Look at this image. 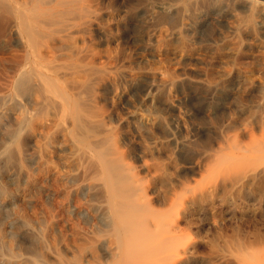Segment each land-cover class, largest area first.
I'll list each match as a JSON object with an SVG mask.
<instances>
[{"label":"rangeland","instance_id":"obj_1","mask_svg":"<svg viewBox=\"0 0 264 264\" xmlns=\"http://www.w3.org/2000/svg\"><path fill=\"white\" fill-rule=\"evenodd\" d=\"M42 1L0 0V264H115L111 179L191 264H253L264 0Z\"/></svg>","mask_w":264,"mask_h":264},{"label":"bare ground","instance_id":"obj_2","mask_svg":"<svg viewBox=\"0 0 264 264\" xmlns=\"http://www.w3.org/2000/svg\"><path fill=\"white\" fill-rule=\"evenodd\" d=\"M31 1V0H30ZM42 1V0H41ZM45 1V0H44ZM29 2V1H28ZM28 2H27V4H28ZM43 2V1H42ZM58 2V1H57ZM40 3V2H39ZM47 3V2H46ZM68 3V2H67ZM25 4V3H24ZM26 4V5H27ZM32 4H34V3H32ZM31 4V5H32ZM45 4V3H44ZM57 4V3H56ZM64 4V3H63ZM43 5V4H42ZM3 6V5H2ZM6 6V5H5ZM35 6V5H34ZM1 8V7H0ZM3 8H5V7H3ZM7 8V7H6ZM170 8V7H169ZM18 9V8H17ZM16 9V10H17ZM28 9V8H27ZM261 9V8H260ZM4 10V9H3ZM3 10H2V12H3ZM6 10V9H5ZM8 10L9 9H7V12H8ZM31 10V9H30ZM19 11V10H18ZM25 11H26V9H25ZM28 11V10H27ZM20 12V11H19ZM18 12V13H19ZM31 12V11H30ZM34 12H35V10H34ZM165 12V11H164ZM21 13V12H20ZM23 13V12H22ZM53 13V12H52ZM61 13V12H60ZM59 13V14H60ZM8 14H10V13H8ZM29 14V13H28ZM11 15V14H10ZM25 15V14H24ZM30 15V14H29ZM32 15V14H31ZM1 16V15H0ZM20 16V15H19ZM33 16V15H32ZM31 16V17H32ZM21 17H23V16H21ZM30 17V16H29ZM4 18H6V17H4ZM10 18V17H9ZM26 19V18H25ZM19 20V19H18ZM21 21V20H20ZM53 22V21H52ZM11 23V22H10ZM13 23V22H12ZM19 23V22H18ZM47 23V22H46ZM54 23V22H53ZM5 24V23H4ZM14 26V25H13ZM12 26V27H13ZM25 27V26H24ZM33 29V28H32ZM52 30V29H51ZM50 30V31H51ZM2 31V30H1ZM54 31V30H53ZM62 31V30H61ZM38 32V31H37ZM59 32V31H58ZM32 33H35L36 34V32H32ZM41 33V32H40ZM33 35V34H32ZM37 35H40L39 33L37 34ZM37 37V36H36ZM38 37H40V36H38ZM43 38H44V36H43ZM46 38V37H45ZM33 40L35 39L34 37L32 38ZM33 40H30V41H33ZM59 40V39H58ZM61 40V39H60ZM59 40V41H60ZM34 41H36V40H34ZM37 42V41H36ZM64 42V41H63ZM34 43V42H33ZM33 43H31V44H33ZM31 44H30V46H31ZM36 44V43H35ZM60 46H62V45H60ZM40 47H41V45H40ZM44 47V46H43ZM34 48H35V46H34ZM38 48H36V50H37ZM30 50H32V49H30ZM34 50V49H33ZM49 50H51V48L49 49ZM53 50V49H52ZM34 51H32V53H33ZM37 52V51H36ZM39 52H41V51H39ZM52 52V51H51ZM33 54H35V53H33ZM43 54V53H42ZM52 54V53H51ZM37 55L39 56V54H38V52H37ZM37 55L35 56V57H37ZM33 56V55H32ZM41 57V56H40ZM38 58V57H37ZM42 58V57H41ZM40 59V58H39ZM33 74V73H32ZM22 80H24V79H22ZM28 80V79H27ZM31 80V79H30ZM33 80V79H32ZM42 80V79H41ZM40 81V80H39ZM46 82L45 83H47V80H45ZM27 82V81H26ZM42 82V81H41ZM49 82V81H48ZM34 84V83H33ZM2 88V87H1ZM40 89V88H39ZM163 91V90H162ZM52 101V100H51ZM51 108H52V106H51ZM61 129H63V128H61ZM0 138H2L1 136H0ZM252 139V138H251ZM256 139V138H255ZM262 139H264V138H262ZM262 139H258V140H261V143L262 142H264V141H262ZM251 141V140H250ZM255 141H257V140H255ZM258 142V141H257ZM260 142H259V144H261ZM228 144V143H227ZM247 144V143H246ZM228 147V146H227ZM226 149V148H225ZM247 150H250L251 151V157H250V154H248V156L249 157H247V156H245V157H247L246 159H243L242 161L244 162V160L246 161V165L247 164H249L250 162H251V164H249L246 168H245V170H244V172H243V174H241V176L240 175H238L239 177L238 178H236L237 177V174H238V172H234L233 174H235L236 175V180L237 181H240V183L242 182V184H243V182H244V185H245V182H254V181H256V180H258V182L259 181H261V180H259V179H261L262 177H264V146H262V147H260L258 144H252L250 147H248V149ZM234 150H232V152H233ZM229 152V151H228ZM239 153H240V151H239ZM238 153V154H239ZM233 154H235L234 152H233ZM236 155H237V151H236ZM228 157V156H227ZM226 157V158H227ZM242 157H243V155H242ZM241 157V158H242ZM232 159L234 158V157H231ZM231 158H227V160L229 161ZM236 158V157H235ZM234 158V159H235ZM238 158V157H237ZM232 159L230 160V161H232ZM225 160V159H224ZM227 161V162H228ZM229 161V162H230ZM227 162H225V163H227ZM218 163V162H217ZM236 163H237V161H236ZM230 164V163H229ZM233 164V163H232ZM238 164H239V162H238ZM237 164V165H238ZM241 164V163H240ZM240 164H239V166H240ZM227 166H229V165H227ZM232 166V165H231ZM234 166H235V164H234ZM239 166H237V167H239ZM245 166V165H244ZM232 168H234V167H232ZM241 168H242V166H241ZM224 169V168H223ZM227 169V168H226ZM239 169H240V167H239ZM220 170V169H219ZM230 170H232V169H230ZM229 170V171H230ZM234 170V169H233ZM237 170V169H236ZM242 170V169H241ZM13 173V172H12ZM237 173V174H236ZM227 174V176H228V173H226ZM232 174V173H231ZM230 174V175H231ZM16 175V174H15ZM22 175H24V174H22ZM20 176V175H19ZM226 176V177H227ZM231 177V179H230V181H232L233 180V178L232 177H234L233 175H231L230 176ZM25 178V177H24ZM112 180V182L114 183V179H111ZM114 180V181H113ZM262 181H264V180H262ZM261 181V182H262ZM13 182V181H12ZM226 182V181H225ZM235 180H234V184H235ZM112 183V186H110V190H109V194L110 195H108V196H110L111 198H110V203H111V208H112V212H113V215H114V217H115V222H114V225H115V228H116V230H117V232L119 233V241L116 243V245L114 244V247L116 246V249H117V253L115 254V255H117L118 254V259H117V261H116V263L115 264H191V259H190V257H189V254L191 253L192 254V252H194V251H192V252H190L189 251V249H186V248H183L180 244H179V240L176 242V239L175 238H177L178 239V237H176L175 235V237H173V241H175L174 243H173V241H171V236H169L168 238L170 239V243H171V245H169V242H167L168 243V246H164V245H167V243H164V242H166V239H168L167 237H165V238H162V236L163 235H165V230L167 229V227H169V226H167V227H165V225H164V227L166 228H162L161 226H160V222H159V220H155V217H158V216H154L155 215V213H152V212H150V210L149 211H147V209H145V207H144V209L146 210L145 212L141 209V208H143V207H140V205H138V198L135 196L136 194H134V192H130V191H126V188H125V190L124 189H122L121 187H117L118 185L116 184V183H114L113 184ZM232 183V182H231ZM229 184V183H228ZM239 184V183H238ZM247 184V186H248V183H246ZM114 185H116V186H114ZM225 185H226V183H225ZM232 185H233V183H232ZM241 184H239V186H240ZM251 184H249V186H250ZM255 185V184H254ZM120 186V185H119ZM132 186V185H131ZM235 186V185H234ZM243 186V185H242ZM241 186V187H242ZM134 187V186H133ZM138 187V186H137ZM231 187V186H230ZM245 187V186H244ZM252 188H253V186H251ZM250 187V188H251ZM256 187V186H255ZM132 188V187H131ZM257 188V187H256ZM255 188V189H256ZM259 188V187H258ZM262 188V187H261ZM261 188H259L260 190H261ZM122 189V190H121ZM134 189H136V187L134 188ZM240 189H242V188H240ZM244 189H246V188H243V190ZM248 190H250L249 188H247ZM246 191V190H245ZM258 191V190H257ZM253 192V191H252ZM255 192V191H254ZM245 193V192H244ZM246 193H248V191L246 192ZM245 193V194H246ZM250 194V193H249ZM249 194H248V196H249ZM253 194V193H252ZM262 194H264V193H262ZM141 199H143V198H141ZM177 200V199H176ZM175 200V201H176ZM173 202H174V200H173ZM172 202V203H173ZM176 203V202H175ZM108 205H109V202H108ZM144 205V204H143ZM146 205V204H145ZM171 206H173V204H171ZM170 206V207H171ZM254 207V206H253ZM146 208H147V205H146ZM141 209V210H140ZM171 209H174V210H176L177 209V207H176V209H175V207L173 208H171ZM172 213V212H171ZM176 214H177V211L175 212ZM112 215V214H111ZM173 215H174V213H173ZM172 216V215H171ZM161 218V217H160ZM173 218V217H172ZM159 219V218H158ZM175 219V218H174ZM114 220V219H113ZM161 220V219H160ZM170 223H172V219L170 218ZM177 220V219H176ZM162 221H163V219H162ZM149 223V224H151V225H153V228L151 229V230H149V229H145V231L146 232H144V233H142V231L140 230L141 228H142V230H144L143 229V227L145 226L144 225V223ZM168 222V221H167ZM166 222V223H167ZM163 224H164V221L162 222ZM161 223V225H163ZM144 225V226H143ZM167 225V224H166ZM173 224H171L170 226H172ZM175 225V224H174ZM142 226V227H141ZM221 226V225H220ZM176 227V226H175ZM251 227V226H250ZM114 229V228H113ZM163 229H165L164 230V232H163ZM175 229V228H174ZM177 229V228H176ZM175 229V230H176ZM172 230V229H171ZM178 230V229H177ZM167 231V230H166ZM167 234V233H166ZM178 235V234H177ZM116 236V235H115ZM180 236V235H179ZM116 237H118V236H116ZM115 237V238H116ZM183 237V236H182ZM160 238H162V239H164L163 241H161V240H159ZM185 238V237H184ZM116 239H118V238H116ZM242 242V241H241ZM163 243H164V245H163ZM177 243H178V245H180L181 246V248H179V246L177 245ZM239 243V242H238ZM254 243V242H253ZM170 246H173V247H170ZM248 246V245H247ZM114 247L112 248V250L114 249ZM242 247V246H241ZM240 247V248H241ZM245 246H243V248H244ZM222 248H223V246H222ZM236 248V247H235ZM243 248L241 249L242 251H243ZM248 248H250V247H247V249ZM218 249V248H217ZM216 249V250H217ZM246 249V250H247ZM253 249V248H252ZM236 250H238V251H240L239 250V248H237ZM255 250V249H254ZM116 251V250H115ZM114 251V252H115ZM224 251V250H223ZM235 250H233V252H234ZM248 252H250L249 251V249L247 250ZM253 251V250H252ZM250 252L251 254L253 253V252ZM218 252H219V250H218ZM221 252H222V250H221ZM53 253V252H52ZM216 253H217V251H216ZM223 253V252H222ZM221 253V254H222ZM229 253V252H228ZM240 253V252H239ZM243 253V252H242ZM215 254V253H214ZM233 254V253H232ZM238 254V253H237ZM244 254V253H243ZM213 255V254H212ZM223 255H224V253H223ZM226 255V254H225ZM234 256H235V254H233ZM245 255V254H244ZM243 255V256H244ZM230 256V255H229ZM243 256H242V258H243ZM247 255H245L244 256V258L246 257ZM251 256V255H250ZM115 256H113V258H114ZM201 257V256H200ZM213 257V256H212ZM220 257H222L221 255H220ZM226 257H228V255L226 256ZM241 257V256H240ZM215 258H216V255H215ZM218 258V257H217ZM223 258V257H222ZM221 258V259H222ZM224 258H225V256H224ZM223 258V259H224ZM230 258V257H229ZM232 258V257H231ZM234 258V257H233ZM238 258V257H237ZM248 258V257H247ZM246 258V259H247ZM252 258V260H254L253 262H252V260H250L253 264H264V246H259V248H257L256 250H255V254H254V256L253 257H251ZM245 259V260H246ZM212 260V259H211ZM220 260V259H219ZM225 260V259H224ZM231 260V259H230ZM230 260H228V259H226V262H229ZM236 261L238 260V259H235ZM197 261V260H196ZM199 261V260H198ZM213 261V260H212ZM218 261V260H217ZM232 261V260H231ZM230 261V262H231ZM234 261V260H233ZM240 260H238L237 262H232V263H230V264H239L240 262H239ZM247 261V260H246ZM249 261V262H250ZM243 262H245V261H243ZM248 262V261H247ZM198 263V262H197ZM215 263V262H214ZM229 263H225V262H223V263H220V264H229ZM200 264H201V262H200ZM217 264H218V262H217ZM248 264V263H247ZM250 264V263H249Z\"/></svg>","mask_w":264,"mask_h":264}]
</instances>
